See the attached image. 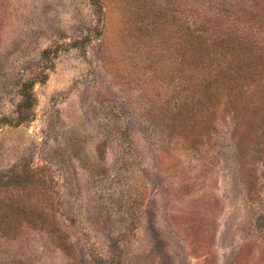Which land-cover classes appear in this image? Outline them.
<instances>
[{
    "label": "rangeland",
    "instance_id": "obj_1",
    "mask_svg": "<svg viewBox=\"0 0 264 264\" xmlns=\"http://www.w3.org/2000/svg\"><path fill=\"white\" fill-rule=\"evenodd\" d=\"M0 264H264V0H0Z\"/></svg>",
    "mask_w": 264,
    "mask_h": 264
}]
</instances>
